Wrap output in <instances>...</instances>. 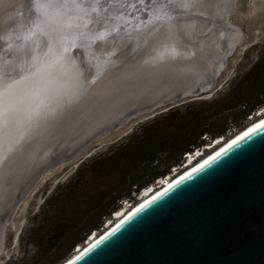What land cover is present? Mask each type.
<instances>
[{
  "label": "water",
  "instance_id": "obj_1",
  "mask_svg": "<svg viewBox=\"0 0 264 264\" xmlns=\"http://www.w3.org/2000/svg\"><path fill=\"white\" fill-rule=\"evenodd\" d=\"M150 2L151 0H143V3L141 0H119L116 8L113 9L118 18L116 23L122 26L120 31L124 39L121 46L109 47L96 43L87 48L71 47L65 41L64 47H67L65 55L74 59L77 65L94 64L93 53L114 51L116 54L111 59L117 63L124 61L128 64L126 71L129 73V78L136 80L137 68L132 65L137 67L143 65L141 71L146 73L149 65H144L143 62L149 60L151 63V57L156 56L159 51L157 34L150 35L155 33L153 20L146 7ZM259 3L258 10L260 8L264 10V0H260ZM25 13L27 24L24 34L33 26L35 19L34 13H29L27 10ZM261 24V29L264 31V21ZM125 30L131 35H127ZM175 41L176 47L182 48L178 35ZM24 44V41L18 42L22 47L29 45L30 42ZM174 62L181 61L177 57ZM225 65L226 58L223 66L208 73L206 80L210 87L207 89L198 85L192 90L179 92L168 100L131 114L108 134L91 140L85 148H81L64 164L74 161L77 164L83 163L92 155L88 150L91 144L122 131L130 123L137 125L186 103L212 97L214 83ZM176 68L175 72L180 70V67ZM93 73L94 69H86L84 75L88 77ZM162 79L166 80L167 76ZM147 81H144L146 84L143 82L136 91L150 95V92H156L160 88L155 79ZM121 99L118 95L114 96L105 112ZM87 124H90V121ZM262 129H264V121L242 132L233 140H227L229 142L210 157H215L222 150H228L234 141L240 145L239 148H232L226 157L199 175L196 173L210 157L182 174L169 186L137 205L122 220L115 222L108 231L97 234L98 238L92 244L84 247L85 244L80 253L73 254L61 264H86V261H91V264H264V131H261ZM130 132H132L131 126L122 134L126 136ZM253 132L257 135H252ZM62 135L64 134L60 136ZM26 166L27 164L21 165L20 171ZM189 175L193 177L191 180L188 179ZM165 192L168 193L167 196H163ZM161 196L163 199L160 198ZM153 201L155 203H152ZM146 205L151 206L145 212H140L141 207ZM137 213L139 215H135ZM133 216L135 219L132 224H126L125 222ZM122 224L124 227L117 233L119 238H109V234ZM96 245L100 247L94 249ZM82 256L86 260H80Z\"/></svg>",
  "mask_w": 264,
  "mask_h": 264
},
{
  "label": "snow or ice",
  "instance_id": "obj_2",
  "mask_svg": "<svg viewBox=\"0 0 264 264\" xmlns=\"http://www.w3.org/2000/svg\"><path fill=\"white\" fill-rule=\"evenodd\" d=\"M118 2L22 0L20 6L35 14L33 26L24 35L13 37L12 30H8L7 37H0L5 45L0 49L3 53L0 55V195L9 191L22 163L33 160L39 146L97 120L114 96L126 93L125 98H130L144 81L169 75L171 62L178 56L186 55L194 61L198 58L197 49L187 53L179 51L175 37L180 30L187 34V29L194 26L188 22L189 17L196 15L193 10L207 0H151L146 7L155 33L150 35L157 34L159 51L151 57V63L149 60L143 62L149 65L146 73L141 71L143 65H132L137 68L138 75L136 80H131L126 71L129 65L111 59L116 54L114 51L93 53L94 64L77 65L74 59L65 55V41L71 47L87 48L96 43L121 46L124 39L120 31L122 26L116 23L118 18L113 12ZM125 32L131 35L127 30ZM21 39L30 45L14 44V40ZM86 69H94V73L85 77ZM239 146L234 141L228 150L210 157L196 175L216 165L232 148ZM192 178L189 175L188 179ZM167 195V192L163 194ZM150 206H142L139 211L145 212ZM134 219L135 216L130 217L125 223L131 225ZM122 227L123 224L118 226L109 238L117 237ZM99 247L96 245L94 249ZM79 259L86 260L83 256Z\"/></svg>",
  "mask_w": 264,
  "mask_h": 264
},
{
  "label": "trees",
  "instance_id": "obj_3",
  "mask_svg": "<svg viewBox=\"0 0 264 264\" xmlns=\"http://www.w3.org/2000/svg\"><path fill=\"white\" fill-rule=\"evenodd\" d=\"M243 79L211 101L189 102L156 116L114 149L82 163L35 217H42L43 228H36V252L24 264L66 261L90 236L104 231L126 202L136 206L133 195L173 178L174 169L180 171L187 154L204 149V156L209 153L206 147L246 129L256 114L264 112V56ZM246 80L250 87L244 85ZM104 174L112 185L102 183ZM72 205L79 209L75 216H68ZM59 211L67 214L64 221L57 217Z\"/></svg>",
  "mask_w": 264,
  "mask_h": 264
},
{
  "label": "bare ground",
  "instance_id": "obj_4",
  "mask_svg": "<svg viewBox=\"0 0 264 264\" xmlns=\"http://www.w3.org/2000/svg\"><path fill=\"white\" fill-rule=\"evenodd\" d=\"M21 2L22 0H0V37H7L8 30H12L13 37L15 35H24L23 31L27 24L25 18L26 9L20 6ZM234 2L235 0H207L202 6H198L193 10L197 14L192 15L188 22L194 26L187 29V34L184 30L178 32L179 42L183 46L177 49L184 53L197 49L198 58L194 61L193 58L186 55L178 56L181 62H171L172 67L175 69L173 68L171 73L167 75L166 80L154 78L160 86L156 92H150V95H147L135 91V94L130 98H125L128 95L126 93L118 94V97L122 98L121 101L111 105L109 110L99 116L97 120L90 121V124H82L74 130L64 133L63 137L60 136L57 140L55 139L48 144L39 146L35 151L34 159L28 163H22V165L27 164L26 168L18 172L16 180L9 191L0 195V254L3 250L4 229L7 221L10 220L16 209L41 178L54 172L65 161L70 160L72 156L79 152L81 148H85L94 138L102 137L108 134L111 129L117 128L131 114L144 110L153 104L168 100L179 92L192 90L198 85L206 89L210 87L206 80L208 73L215 68L218 69L223 66L225 58L240 41L239 30L227 21V16L233 10ZM22 41L21 39L13 42L18 44V42ZM4 47L3 41L0 40V49ZM0 55H3V53L0 52ZM176 67H180L177 72H175ZM162 85L163 87H161ZM263 121L264 116H261L242 132L248 131V129L256 125L258 126ZM242 132L229 139V141L242 134ZM229 141L222 142L220 139L216 141L210 147L213 149H211L212 151L209 155L199 161L196 159L193 163L187 164L181 173H176L177 175L167 181L163 180V184L157 189L146 190L145 198L140 203L169 186L172 181L182 174L201 164L223 148ZM140 203H137L136 206ZM136 206L116 215L115 222L122 220ZM115 222L112 224L108 223L104 232L108 231ZM97 238L98 236L95 234L94 238L89 240L84 247L92 244ZM83 248L80 247L79 250L74 252L75 255L80 253Z\"/></svg>",
  "mask_w": 264,
  "mask_h": 264
},
{
  "label": "rangeland",
  "instance_id": "obj_5",
  "mask_svg": "<svg viewBox=\"0 0 264 264\" xmlns=\"http://www.w3.org/2000/svg\"><path fill=\"white\" fill-rule=\"evenodd\" d=\"M259 1L260 0H235L233 10L231 14L227 16V21L239 30L240 41L236 44V48L234 47V51L232 50L226 58L225 68L214 83L213 96L206 100H199L198 102L211 101L220 92L238 86L235 81L247 77L250 74V71L254 69L256 63L262 58V56H264V31L261 29V23L264 21V10L262 8L258 10L260 7ZM248 83L251 82L246 80L244 85L250 87L247 86ZM261 116H264V112L256 114L255 119L251 121L254 122ZM150 120L137 125L130 123V125L122 131L116 132L101 141L94 142L88 149L92 155L85 161L98 155L106 154L108 151L114 149L120 143L129 139L136 130ZM130 126L132 132L123 136L122 132ZM208 149L209 153H205L204 156L211 153V148ZM81 164H77L76 161L63 164L49 176L43 177L37 182L36 186L25 197L24 201L11 217V220L5 226L3 250L0 254V264H24L33 258L36 252V228L38 225L43 228L41 224L42 217H38L36 220L35 217L40 216V212L46 199L55 192L61 184L70 180L78 171ZM183 168H185V165L180 168V171H177L174 174L182 172ZM174 174L170 175V177L174 176ZM103 179L102 183L112 185V179L108 178L107 174H104ZM160 186L161 185L158 182L154 186V189H157ZM133 196L136 199V204L145 198L144 193ZM77 209H79L78 206L72 205L71 209L68 210V216L76 214ZM127 209L129 208L124 207L122 211ZM66 215L63 211H59L57 217L61 221H64L63 219L66 218ZM115 221L116 219L112 218L108 223H113ZM33 229H35V231ZM42 230L44 231V229ZM88 241L89 238L85 244H87ZM80 247H77L74 252Z\"/></svg>",
  "mask_w": 264,
  "mask_h": 264
},
{
  "label": "built area",
  "instance_id": "obj_6",
  "mask_svg": "<svg viewBox=\"0 0 264 264\" xmlns=\"http://www.w3.org/2000/svg\"><path fill=\"white\" fill-rule=\"evenodd\" d=\"M203 151L204 149H201V150H196L193 154H187L185 157H186V161H191L192 159L196 158V157H200L201 155H203ZM187 162L184 163V165L186 164ZM177 172L176 169H174V173ZM159 184L162 185L163 184V181H159ZM125 207L126 208H131V204L130 203H125Z\"/></svg>",
  "mask_w": 264,
  "mask_h": 264
},
{
  "label": "clouds",
  "instance_id": "obj_7",
  "mask_svg": "<svg viewBox=\"0 0 264 264\" xmlns=\"http://www.w3.org/2000/svg\"><path fill=\"white\" fill-rule=\"evenodd\" d=\"M207 148V147H206ZM208 150V149H207ZM205 156H203V155H201L200 157H196V158H194V159H197V160H200V159H202V158H204ZM187 163H189L190 161L188 160V161H186ZM186 163V164H187ZM186 164H185V166H186ZM168 179H165L164 181H167ZM163 181V182H164ZM155 190V189H154ZM115 218V217H114ZM95 235V234H94Z\"/></svg>",
  "mask_w": 264,
  "mask_h": 264
}]
</instances>
